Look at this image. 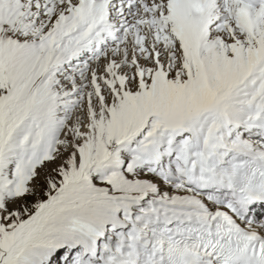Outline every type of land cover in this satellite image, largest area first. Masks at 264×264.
Returning <instances> with one entry per match:
<instances>
[{
	"label": "snow or ice",
	"instance_id": "6c2138e0",
	"mask_svg": "<svg viewBox=\"0 0 264 264\" xmlns=\"http://www.w3.org/2000/svg\"><path fill=\"white\" fill-rule=\"evenodd\" d=\"M0 264H264V0H0Z\"/></svg>",
	"mask_w": 264,
	"mask_h": 264
}]
</instances>
